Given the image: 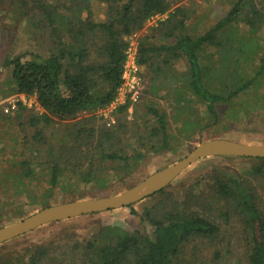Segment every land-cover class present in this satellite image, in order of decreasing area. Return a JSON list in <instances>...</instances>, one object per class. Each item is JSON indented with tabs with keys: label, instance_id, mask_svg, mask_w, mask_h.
Wrapping results in <instances>:
<instances>
[{
	"label": "rangeland",
	"instance_id": "374dc122",
	"mask_svg": "<svg viewBox=\"0 0 264 264\" xmlns=\"http://www.w3.org/2000/svg\"><path fill=\"white\" fill-rule=\"evenodd\" d=\"M76 1L0 0V228L49 206L119 195L207 141L222 139L264 146V76L246 91L216 105L214 119L206 104L181 84L186 62L158 54L151 57V64L140 65L141 90L136 101L118 91L116 98L124 101L122 105L82 112L74 119L54 121L48 127H35L31 119L43 110L34 96L16 93L11 79L13 66L3 64L16 58L23 63L42 62L56 53L59 43H72L69 27L61 23V18L68 15L74 16V26L107 21V4L89 0L88 11H82L76 9ZM236 1L172 0L171 10L184 9L185 33L200 36L223 19ZM248 1L258 8L264 4V0ZM45 11L55 16L56 38L44 18ZM166 19V15L154 16L140 30L126 36L125 51L129 47L139 50L143 42L149 46L166 43L159 29ZM235 30L237 36L250 43L240 63L235 55L225 56V46L205 47L200 57V65L208 76L207 86L221 94L238 86L225 78L226 69L237 78L249 80L264 58V22L254 29L241 22ZM96 56L94 53L93 58L98 60ZM10 104L15 109L5 113ZM153 112L165 118L167 150L155 152L161 134ZM102 150L143 158L130 165L107 162L99 157ZM57 160L63 172L49 204L42 208L35 199L50 187L51 169ZM98 175L101 180L95 181ZM229 179L236 180L252 196L264 220V161L210 157L188 167L161 194L132 205L134 214L121 208L81 216L43 226L0 245V264H30L36 247L47 252L38 264H86L88 243L102 245L112 241L115 228L150 235L151 221L163 220L174 212L193 213L218 228L213 237L190 238L183 243L176 264H250V229L240 200L236 195L225 196L218 191L219 184Z\"/></svg>",
	"mask_w": 264,
	"mask_h": 264
},
{
	"label": "trees",
	"instance_id": "16d2710c",
	"mask_svg": "<svg viewBox=\"0 0 264 264\" xmlns=\"http://www.w3.org/2000/svg\"><path fill=\"white\" fill-rule=\"evenodd\" d=\"M100 1L108 7V19L105 23H81V26H74V16L68 15L61 18V23L69 27L67 29L71 34L72 43L68 46L59 43L56 53L42 62L23 63L18 58L4 61L3 66H13L11 79L16 93L25 97L34 96L43 110L41 115L31 119L35 127L41 124L48 127L54 121L71 120L82 112H95L108 107L116 98L122 83L126 49L124 38L140 30L147 20L157 15L167 16L159 24L162 40L166 43L159 46L141 43L137 50L139 65L151 64V57L156 54L173 60H184L187 70L181 78V84L206 104L207 112L212 118L217 119L216 105L246 91L264 76V58L261 59L255 75L249 80L237 78L225 68V78L234 80V84L238 86H232L229 92L226 90L225 94H221L209 89L206 84L208 76L200 65L201 53L208 46L219 49L225 46V56L235 55L239 62L246 53L245 47L249 48L250 43L237 36L235 28L245 22L250 29H254L258 23L264 22V4L258 8L251 1L237 0L225 17L207 32L200 36H190L185 33L187 13L179 7L171 10L172 0ZM87 2L89 0H77L74 5L76 9L88 11ZM44 14L52 28L53 37H58L54 31L56 21L53 12L45 11ZM78 22L80 24L81 21ZM94 53L98 55V60L93 58ZM153 113L161 134V143L155 152L167 150L169 142L165 118L162 114ZM99 157L102 161L129 165L143 158L142 155L123 157L105 150L100 152ZM261 160L264 161V158ZM59 164L60 160L55 161L51 169L48 190L35 199V203L42 208L49 204L52 191L58 185L59 175L63 172ZM89 174L84 176L86 180ZM94 180L100 181L101 176H95ZM218 191L225 196H238L250 229V264H264V220L257 212L252 196L234 179L219 184ZM162 192L163 190L158 194ZM126 208L134 214L132 205ZM151 224L150 235L127 233L115 228L112 241L102 245L88 243L86 264H176L175 260L183 243L190 238L213 237L218 232L215 225L193 213H169L163 220H153ZM34 250L30 264H38L47 253L42 247Z\"/></svg>",
	"mask_w": 264,
	"mask_h": 264
},
{
	"label": "water",
	"instance_id": "95a60500",
	"mask_svg": "<svg viewBox=\"0 0 264 264\" xmlns=\"http://www.w3.org/2000/svg\"><path fill=\"white\" fill-rule=\"evenodd\" d=\"M210 157L263 159L264 146L248 145L222 139L201 143L180 161L152 174L119 195L49 206L17 223L0 228V245L52 223L134 205L164 190L197 161Z\"/></svg>",
	"mask_w": 264,
	"mask_h": 264
},
{
	"label": "built area",
	"instance_id": "2783aa9c",
	"mask_svg": "<svg viewBox=\"0 0 264 264\" xmlns=\"http://www.w3.org/2000/svg\"><path fill=\"white\" fill-rule=\"evenodd\" d=\"M138 51L134 48H127L125 51V63L123 65L122 71V83L118 88L117 92H122L123 94L131 95L133 101H136L141 90V80H140V65L138 63ZM124 101L118 100L117 98L109 105L114 107L116 105H122ZM15 105L10 104L4 112L8 113L10 110H14Z\"/></svg>",
	"mask_w": 264,
	"mask_h": 264
}]
</instances>
